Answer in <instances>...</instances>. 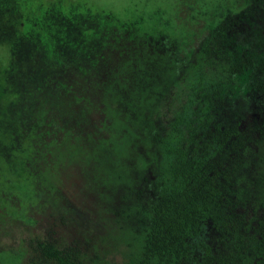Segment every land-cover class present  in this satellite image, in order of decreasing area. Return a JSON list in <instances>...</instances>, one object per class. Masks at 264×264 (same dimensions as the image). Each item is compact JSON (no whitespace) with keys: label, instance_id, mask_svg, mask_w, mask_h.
I'll return each instance as SVG.
<instances>
[{"label":"trees","instance_id":"16d2710c","mask_svg":"<svg viewBox=\"0 0 264 264\" xmlns=\"http://www.w3.org/2000/svg\"><path fill=\"white\" fill-rule=\"evenodd\" d=\"M245 1L185 57L90 0H0V186L17 167L36 202L0 211L7 252L264 264V0ZM57 187L58 206L83 194L86 224L55 219Z\"/></svg>","mask_w":264,"mask_h":264},{"label":"rangeland","instance_id":"374dc122","mask_svg":"<svg viewBox=\"0 0 264 264\" xmlns=\"http://www.w3.org/2000/svg\"><path fill=\"white\" fill-rule=\"evenodd\" d=\"M99 7L116 13L123 19H140L146 31H159L179 43L181 54L190 57L198 43L226 12H238L245 0H90ZM258 30H253L256 32ZM235 96L248 90V80L241 77L232 85ZM0 211L15 212L21 218L36 203L32 197L30 179L17 167L2 178ZM7 181V182H6ZM14 206L16 210H14ZM9 242L1 241L0 264H22L21 257L6 251Z\"/></svg>","mask_w":264,"mask_h":264},{"label":"flooded vegetation","instance_id":"af4514ba","mask_svg":"<svg viewBox=\"0 0 264 264\" xmlns=\"http://www.w3.org/2000/svg\"><path fill=\"white\" fill-rule=\"evenodd\" d=\"M75 188L76 187H74L72 190L68 187L67 190H65V192L68 193V196H65L67 197L66 203H64L63 206H58L59 191L57 187V189L54 191V205L52 206V211L55 215L54 217L56 220L62 221V219L64 218V221L67 222L68 218H73V220H76L75 223H77L78 221L79 224L83 226L84 224H86L84 221V215L88 214V210L86 209L88 206L86 207L82 193L78 191V194L75 195V192L77 191ZM82 189H84V186H82ZM62 193L64 195V192Z\"/></svg>","mask_w":264,"mask_h":264}]
</instances>
